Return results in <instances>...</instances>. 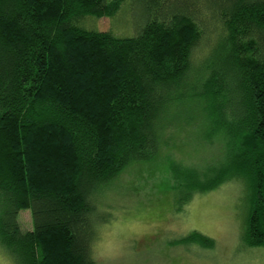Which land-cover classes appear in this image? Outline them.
<instances>
[{
  "label": "trees",
  "instance_id": "trees-1",
  "mask_svg": "<svg viewBox=\"0 0 264 264\" xmlns=\"http://www.w3.org/2000/svg\"><path fill=\"white\" fill-rule=\"evenodd\" d=\"M125 1L0 0V244L14 264H94L102 189L195 109L223 153L204 178L173 164L184 201L242 180L244 237L264 246V0H143L133 36L78 23ZM209 19L222 31L202 55Z\"/></svg>",
  "mask_w": 264,
  "mask_h": 264
},
{
  "label": "rangeland",
  "instance_id": "rangeland-1",
  "mask_svg": "<svg viewBox=\"0 0 264 264\" xmlns=\"http://www.w3.org/2000/svg\"><path fill=\"white\" fill-rule=\"evenodd\" d=\"M204 14H208L206 9ZM147 18L143 0H126L115 16L89 15L78 23L88 29L133 36ZM207 26L205 44L199 48H203L202 55L217 43L222 31L221 25L210 19ZM191 114L196 123L182 124ZM202 116L195 109L171 117L177 122L166 129L159 153L132 163L102 189L94 264H264V246H250L244 237L251 192L242 180L196 191L185 202L186 190L174 178L173 164L197 166L204 178L202 168L215 164L223 153L222 144L204 138ZM19 221L22 229H33L30 209L20 211ZM201 236L213 243H203ZM0 264H14L1 244Z\"/></svg>",
  "mask_w": 264,
  "mask_h": 264
}]
</instances>
